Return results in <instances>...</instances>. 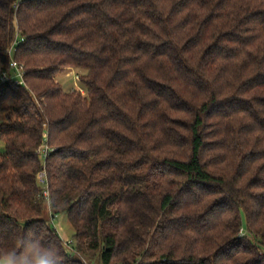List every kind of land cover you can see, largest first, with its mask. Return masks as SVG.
<instances>
[{
  "label": "trees",
  "instance_id": "obj_1",
  "mask_svg": "<svg viewBox=\"0 0 264 264\" xmlns=\"http://www.w3.org/2000/svg\"><path fill=\"white\" fill-rule=\"evenodd\" d=\"M17 36L0 253L31 227L70 264H264V0H0V69Z\"/></svg>",
  "mask_w": 264,
  "mask_h": 264
},
{
  "label": "clouds",
  "instance_id": "obj_2",
  "mask_svg": "<svg viewBox=\"0 0 264 264\" xmlns=\"http://www.w3.org/2000/svg\"><path fill=\"white\" fill-rule=\"evenodd\" d=\"M16 242L0 253V264H70L59 242L41 239V233L31 227H25Z\"/></svg>",
  "mask_w": 264,
  "mask_h": 264
},
{
  "label": "rangeland",
  "instance_id": "obj_3",
  "mask_svg": "<svg viewBox=\"0 0 264 264\" xmlns=\"http://www.w3.org/2000/svg\"><path fill=\"white\" fill-rule=\"evenodd\" d=\"M86 72L87 70L84 69L68 68L59 73L56 76V80L62 85L65 92H69L72 89H79L84 95H87V89L80 81V76ZM2 106H4V104L0 103V123L6 120V115L2 110ZM3 151L4 145L0 143V152ZM48 216L50 218L51 225L56 228L62 236H64L67 240H73L75 228L67 212L62 213L55 218H51L50 214H48L47 217Z\"/></svg>",
  "mask_w": 264,
  "mask_h": 264
},
{
  "label": "built area",
  "instance_id": "obj_4",
  "mask_svg": "<svg viewBox=\"0 0 264 264\" xmlns=\"http://www.w3.org/2000/svg\"><path fill=\"white\" fill-rule=\"evenodd\" d=\"M23 40V38L17 36V38L14 40L13 44L8 50V55L10 57L9 62V69H0V84H3L7 81H13L15 84H25V65L21 62H19L14 57V53L16 50V46ZM54 150L53 147H49L47 144V137H45L44 142L40 145L38 148V153L41 155L44 167L43 169L38 173V180L43 186L44 189V195L47 200L50 198V192H49V181H48V175L45 167V161L47 159V156L49 153ZM66 242L70 245L73 243L72 240H66Z\"/></svg>",
  "mask_w": 264,
  "mask_h": 264
},
{
  "label": "crops",
  "instance_id": "obj_5",
  "mask_svg": "<svg viewBox=\"0 0 264 264\" xmlns=\"http://www.w3.org/2000/svg\"><path fill=\"white\" fill-rule=\"evenodd\" d=\"M72 69V68H71ZM59 232V231H58ZM60 233V232H59ZM60 235H61V233H60ZM62 236V235H61ZM62 238L66 241L67 239L64 237V236H62Z\"/></svg>",
  "mask_w": 264,
  "mask_h": 264
}]
</instances>
